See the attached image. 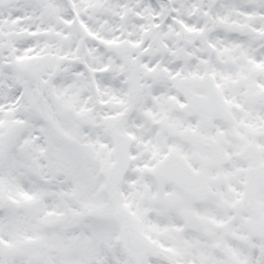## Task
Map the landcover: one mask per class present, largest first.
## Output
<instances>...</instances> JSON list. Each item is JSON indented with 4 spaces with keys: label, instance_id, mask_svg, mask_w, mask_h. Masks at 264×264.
<instances>
[{
    "label": "snow or ice",
    "instance_id": "1",
    "mask_svg": "<svg viewBox=\"0 0 264 264\" xmlns=\"http://www.w3.org/2000/svg\"><path fill=\"white\" fill-rule=\"evenodd\" d=\"M0 264H264V0H0Z\"/></svg>",
    "mask_w": 264,
    "mask_h": 264
}]
</instances>
